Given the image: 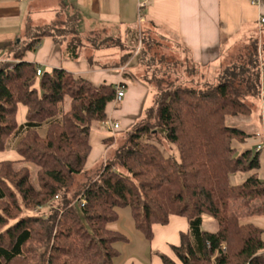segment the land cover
<instances>
[{
    "label": "trees",
    "instance_id": "1",
    "mask_svg": "<svg viewBox=\"0 0 264 264\" xmlns=\"http://www.w3.org/2000/svg\"><path fill=\"white\" fill-rule=\"evenodd\" d=\"M54 2L50 22L27 16L25 41L15 45L13 61L0 63V151L13 146L19 156L0 161V264H116L128 241L114 227L122 208H129L146 241L153 238V224H167L171 214L186 218L187 231L171 246L177 261L158 252L163 264H264V227L249 219L264 215V179L256 171L260 150L236 154L234 144L254 134L227 122L252 113L264 42L253 38L239 61L206 76L174 39L190 62L179 72L180 60L167 62L165 52L154 50L164 49L169 37L149 20L136 55L152 105L117 148H110L112 135L104 137L102 165L75 191L76 176L87 172L91 133L123 84H94L63 67L38 77V65L25 53L51 37L64 57L105 68L88 48L128 49L104 30L81 36L74 6ZM129 57L127 51L124 59ZM19 104L26 108L21 123ZM160 138L175 146L179 161L160 148ZM29 165L36 168V184ZM251 171L238 183L232 180ZM204 214L216 222L215 230L203 228Z\"/></svg>",
    "mask_w": 264,
    "mask_h": 264
},
{
    "label": "crops",
    "instance_id": "2",
    "mask_svg": "<svg viewBox=\"0 0 264 264\" xmlns=\"http://www.w3.org/2000/svg\"><path fill=\"white\" fill-rule=\"evenodd\" d=\"M68 1L80 17L81 36L87 37L91 32L104 30L105 34L118 36L125 43L127 41L125 34L128 30L137 29L140 38L141 29L152 20L156 24L154 30L175 37L187 48V57L198 66L200 73L206 76L208 72L216 73L223 66L239 61L241 53H244L253 38H258L260 45L264 42V30L259 24V18L264 17V0H256L254 4L251 3L252 0H149L144 11L140 13L138 0ZM54 3V0H0V63L13 61L12 52L20 41L18 36L24 28L27 16L30 15L36 23H48L55 14ZM86 51L106 67L90 64L83 58L71 60L64 57L62 47L51 37H44L35 50L25 53L24 58L35 62L42 72L50 71L54 67H63L74 76L85 77L94 84L122 83L124 95L117 104H109L107 117L118 122L120 127L130 123L133 117L140 114L141 102L145 103L147 99L150 91L147 82L135 77L128 69L127 64L130 59H124L126 50L88 48ZM260 68L261 89L264 91L262 54ZM259 103L256 116L243 117L241 124L234 123L254 134L253 138L262 134L264 128L260 122V112L264 106ZM119 104L120 107L117 108ZM25 113L26 108L17 107V120L18 115L21 119L25 118ZM98 126L104 130L99 124ZM104 131L109 134L108 131ZM105 136L108 135L91 133L92 149L87 162V171L91 167L94 149L97 156L103 152L105 156L106 148L102 142ZM257 145L259 143L255 147ZM239 174L241 173L233 176L232 180L236 183ZM118 215L114 227L123 232L128 241L120 246L121 257L116 264H161L154 255V253L158 255L159 251L177 261L171 246L178 245L180 233L187 231L188 223L185 217L171 214L167 224H153V238L151 241H146L136 231L129 208L118 209ZM249 219L264 227V215ZM139 240L148 247L144 256L148 255L149 259H142L139 252L142 246Z\"/></svg>",
    "mask_w": 264,
    "mask_h": 264
},
{
    "label": "rangeland",
    "instance_id": "3",
    "mask_svg": "<svg viewBox=\"0 0 264 264\" xmlns=\"http://www.w3.org/2000/svg\"><path fill=\"white\" fill-rule=\"evenodd\" d=\"M144 9H143V11H144ZM263 24H260V26H262V28L264 30V25ZM24 27H25V22H24ZM138 32L139 31L137 29L136 30H131V29L128 30L127 34H125L126 37H127V41L125 42V44L127 45V49H128L127 51H129V53H130V57H129L130 62L127 64V67H128V69H130L132 71V73H134L135 77H137L138 79H142V76H144V74H145L144 73V68H143V66H141V64L139 62V58L140 57L136 55V52L140 48V39H139V33ZM18 37L21 40L25 41V39H26L25 37L26 36H25V33H24V28H23V30L21 31V34H19ZM168 37H169V41L163 42V44H164L163 48L164 49L160 48V50H162V51H160L158 48H154V50L158 51L159 54H160V52H165L163 54L167 55L166 56L167 57V62L168 61H174V60H177V59L180 60L181 64H182V66L180 64V67H179V72H180V70H182V67L185 64H188V63L190 64V62L184 60V59H186V57L184 55H182L179 52V50L176 48V46H175L176 43H173L175 37H173V36H168ZM179 46H180V48L182 50L183 48L181 47L180 44H179ZM258 53H259V58H260L259 60H261L260 48H259ZM158 56L159 55H157V57ZM260 70H261V68H260ZM152 99H153L152 98V93H151V91H149L147 99L145 100V103L141 102V107H140V111L141 112H140V114L137 117H133L134 121L132 120L130 123H128V124H126L124 126H121L120 129H117V131H115V134L112 135L113 136V140H114V144H113V146L110 147L111 149L112 148H117V146L120 145L125 140L127 133L131 132L134 129V127L138 124L140 118L143 115V110L145 108H149L152 105ZM249 102H251L250 104L252 106V114H250V115L256 116L257 115V110L259 109V106H260L259 102H261V104H263V106H264V91L261 89L259 97L257 99H252ZM18 107H19V109L20 108H23V109L25 108L24 105H22V104H19ZM119 107H120V104L118 105L117 108H119ZM261 110H262V108H261ZM263 112H264V109L260 112L261 113L260 114V122L262 124V128L264 126V120H263V117H262ZM243 117H248V116L231 117V118H228L227 122L229 124H231V125H236V124H234L236 122L241 124V120L243 119ZM24 119L25 118L21 119L19 117V115H18L17 122L21 123V122L24 121ZM93 132L102 133V134H105V135H110V133L109 134L106 133L99 126L94 127ZM262 134H259L256 138L255 137L254 138L250 137L245 142H243V143H235L234 145L236 147V154H239L240 152H242L243 150L248 149V148L258 150L257 149L258 145L255 147V145L257 143H259V145H262V148L259 149L260 150V153H259L260 167L256 171L258 173V176L261 179H264V128L262 130ZM156 143L159 144L160 148H162L163 151L166 154L172 156L174 159L179 161V155H178L177 149L175 148V146L173 144L167 142L163 138H160V140H158ZM110 148H109V150H111ZM16 158H18V154L16 153L15 149L13 148V146L9 147L8 149H6L4 151H0V161L1 160H12V159H16ZM92 158L93 159H91V162H90V164H91L90 169L86 173L79 174V175L76 176V180H75L74 185H73V190H75V191L78 190V188L81 187V185H83V183L87 182V180L90 179V177H93L94 175H96L98 169L100 168V166L102 165V163L104 161V152L101 153V154L99 153L98 156H97L96 151L94 149ZM29 167L31 168L32 182L34 184H36V176H35L36 168L33 165H29ZM117 170H120V171H122V173L129 175V173L127 171H125L124 169H122V168L118 167ZM250 173H252V171L239 174L237 181L240 182V181L244 180L245 177L247 175H249ZM45 211H47V209ZM187 226H188V224H187ZM216 227H217L216 226V222L212 219V217H210L207 214H204L203 215V228L207 229V230H215ZM139 243L141 244L142 247L141 248H139L138 246H136V247L139 248V252L142 255L141 256L142 259L143 260L149 259L148 255L144 256L145 251L148 250V247L146 245H144L140 240H139ZM159 253L165 254V253H163L161 251H159ZM154 255H156L158 257V259L160 260V262L162 264V260H161L160 256L155 254V253H154Z\"/></svg>",
    "mask_w": 264,
    "mask_h": 264
},
{
    "label": "built area",
    "instance_id": "4",
    "mask_svg": "<svg viewBox=\"0 0 264 264\" xmlns=\"http://www.w3.org/2000/svg\"><path fill=\"white\" fill-rule=\"evenodd\" d=\"M149 0H138V8H139V13L145 8L146 6V3L148 2ZM257 2L256 0H252L251 3H255ZM140 17H141V20H143V17L142 15L140 14ZM264 23V17H261L259 18V24H263ZM42 73V70L38 67L37 70H36V75L39 77ZM124 95V91H123V88L122 86L121 87H118L117 88V92H116V95H115V98L113 100V104H117L118 102H120V100L122 99ZM262 117H263V120H264V112L262 114ZM99 125L104 128V130L108 131L110 133V135H114L115 134V131H117V129L120 128V124L116 121H114L112 118L110 117H106L104 118L103 120H101L99 122ZM262 148V145H258L257 146V149H261ZM83 204H80V206H82Z\"/></svg>",
    "mask_w": 264,
    "mask_h": 264
}]
</instances>
